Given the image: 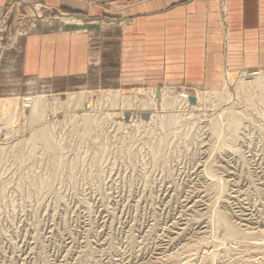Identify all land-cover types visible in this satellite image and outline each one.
I'll list each match as a JSON object with an SVG mask.
<instances>
[{
	"label": "rangeland",
	"instance_id": "obj_1",
	"mask_svg": "<svg viewBox=\"0 0 264 264\" xmlns=\"http://www.w3.org/2000/svg\"><path fill=\"white\" fill-rule=\"evenodd\" d=\"M12 2L0 18V100L87 92L91 111L105 120L85 134L77 115L69 118L83 112L62 104L49 120L55 121L52 138L63 150L48 152L39 144L30 160L23 151V139L32 131L26 111L13 117L12 134L0 121L1 145L19 142L0 157V264H264V101L260 111L248 112L238 150L232 151L220 144L224 131L215 135L207 123L220 103L204 98L223 92L228 71L260 73L264 80L261 31L253 45L216 49V61L206 63L208 76L197 78L191 71L186 79L169 71L168 63H142L141 82H134L136 64L126 62L123 70L118 46L102 45L106 21ZM64 15L82 22L67 25L60 19ZM58 23L94 37L95 49L107 50L105 56L94 50L90 77L85 72L73 83L67 78L51 83L24 75L22 38L38 26ZM152 88L168 89L172 96L199 91L204 102L170 111L183 113V122L133 130L120 129V110L100 97L106 90L131 96L144 91L139 97L148 99ZM162 136L166 140L160 143ZM217 178L225 181L223 189L215 185ZM217 210L227 213L243 236L226 239L213 216Z\"/></svg>",
	"mask_w": 264,
	"mask_h": 264
},
{
	"label": "crops",
	"instance_id": "obj_2",
	"mask_svg": "<svg viewBox=\"0 0 264 264\" xmlns=\"http://www.w3.org/2000/svg\"><path fill=\"white\" fill-rule=\"evenodd\" d=\"M12 1L0 0V18ZM26 1L84 19L106 21L102 45L112 42L118 46L123 70L126 62L136 64L134 82L138 79L141 82L142 63L165 62L168 70H177L174 73L182 74L181 78H191V71L197 72L195 77L202 78L205 74L208 76L206 63L216 61L213 54L222 45H253L259 30L264 45V0ZM222 7L227 9V26ZM95 41L94 37L77 34L71 27L59 23L38 26L21 41L23 73L51 83L62 78L73 83L85 72L90 77L88 63L92 62L95 51H99L95 49ZM107 54L104 47L101 55ZM172 73L168 72V76Z\"/></svg>",
	"mask_w": 264,
	"mask_h": 264
},
{
	"label": "bare ground",
	"instance_id": "obj_3",
	"mask_svg": "<svg viewBox=\"0 0 264 264\" xmlns=\"http://www.w3.org/2000/svg\"><path fill=\"white\" fill-rule=\"evenodd\" d=\"M60 19L67 25L80 24L82 22L81 19L70 15H64ZM225 83L223 92L217 91L209 93L204 97L206 98V101L212 100L217 101V104L218 102L220 103V106L218 105L220 111L217 116H213L212 114V117L207 119V123L210 126L212 133L215 135H218L219 133L221 134V131H224L225 137L224 135L222 138L220 136V139H222L220 144L223 148L237 151V140L240 138L239 131L241 130L240 127L243 124V120L249 114L248 112H253L256 107H259V103L264 101V80L260 73H246L241 76H236L233 72L228 71L226 72ZM140 93H135L131 96L113 90L102 92L100 97H102L105 102L110 103L109 105L112 106L111 108L120 110L118 116L121 121H118L117 123V126L120 129L130 127V129L134 130L144 127L153 130L156 127H163L165 124L173 121L183 122V113L177 115L174 114L177 111L174 113L170 111H175L177 109L179 112L186 107V105H189L192 109L199 107L204 96V93L202 96V93L199 91L195 95L180 93L179 95L172 96L168 89H162L158 94L156 89L152 88L150 91V97L148 99H141L139 97ZM87 97V92H84L82 94L71 93L66 97L53 96V98L50 99L44 96H33L24 99H2L0 100V121L4 120L8 127L7 134H12L10 131L13 117L17 116V111L19 109L22 112L21 115L26 111L27 128L32 129V131L28 136L25 135V139H23L27 146V149H24L23 151L26 153L25 158L27 160L34 159L37 156L35 149L39 144H42L43 148L48 152L63 150V145L60 142H55L52 138L51 131L55 127V121L52 122L49 120L50 116H56L57 111L60 109L59 106H62V104L63 106H70L74 109L79 108L83 112L81 114H75V112V115L73 114L69 118H74L77 115L74 119L83 122L85 134H89L94 128L102 127L104 124L103 120L105 119H103L104 117L101 118L97 113H94L93 110L91 111L93 103H91L90 99L88 101ZM191 97H193V101L191 100ZM261 106L262 105L260 104V107ZM262 108H264V106H262ZM259 109L260 108H258V110ZM145 113L147 114V117H145ZM125 115L129 118L127 121H124ZM111 117L106 116V118L110 119ZM73 128L75 129V126H73ZM165 140L164 136H162L160 138V143L165 142ZM1 144L3 143H0V157L2 154L7 153V151L11 152L9 147L13 146L16 148L19 142L12 146H3ZM159 147L160 145L156 148L159 149ZM224 182L225 181L217 178L215 180V185L218 188L223 189L225 186ZM213 216L216 223L224 229L226 239H237L240 236H243L242 232L230 222L227 213L217 210L216 214ZM245 235L248 237L247 234L244 233V236ZM261 247H264V245Z\"/></svg>",
	"mask_w": 264,
	"mask_h": 264
},
{
	"label": "water",
	"instance_id": "obj_4",
	"mask_svg": "<svg viewBox=\"0 0 264 264\" xmlns=\"http://www.w3.org/2000/svg\"><path fill=\"white\" fill-rule=\"evenodd\" d=\"M157 93L159 94V91H157ZM191 100L192 101L194 100L193 97H191ZM144 115H145V117H147V114L146 113Z\"/></svg>",
	"mask_w": 264,
	"mask_h": 264
}]
</instances>
